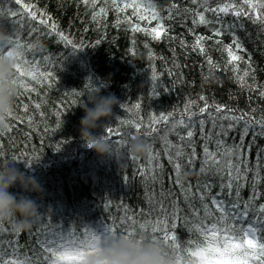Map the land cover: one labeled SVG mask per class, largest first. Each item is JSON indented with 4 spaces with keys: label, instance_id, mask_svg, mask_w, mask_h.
Segmentation results:
<instances>
[{
    "label": "trees",
    "instance_id": "obj_1",
    "mask_svg": "<svg viewBox=\"0 0 264 264\" xmlns=\"http://www.w3.org/2000/svg\"><path fill=\"white\" fill-rule=\"evenodd\" d=\"M131 2L117 0L121 5ZM138 2L152 3L162 18L167 31L160 39H153L145 31L131 30L133 23L145 29L154 27L157 21L151 20L149 13L144 10L140 13L147 14L148 20L133 16L131 8L117 13L111 0L107 3L97 0L95 8L85 5L83 0H22V3L31 6V11L37 12L36 21H32L28 12L15 0H0V11L5 13L0 17V23L18 28L23 41L35 45L32 51L22 49V53L30 60L39 61L40 69L51 71L54 77L43 85L33 83L35 91L15 97L13 113L24 117V121L10 119L13 130L0 135V152L3 153L0 155V166L13 163L21 172L34 176L43 188V196L34 192L23 193L19 185L9 191L36 200L42 212L49 206L52 208V212L35 221L31 231L19 233V251L29 257H33L38 249L37 237L30 233L40 230L42 221L50 222L53 228L75 227L82 231L87 226L102 230L105 223L111 224L114 220L119 223L126 210L129 215L136 214L141 223L148 213L151 214L150 219L163 218L173 209H178L182 218L192 221L193 209L203 216L199 199L201 192L209 197L218 196L226 203L234 202L235 188L231 196L227 188L221 195V183L228 180L226 165L229 161L236 162L241 153L218 156V164L209 161L205 166L206 172L199 171L203 146L207 144L210 150H215L217 139H223L229 147L243 142L244 163L240 167L242 171L247 169V182L240 187V202L243 205L249 200L253 192L252 182L259 173L256 191L260 195L249 209L248 219L261 215L258 207L264 204V135H260L259 126L254 125L246 136H242L243 121L236 124L219 117L247 113L255 120L264 118V96L260 94L264 92V25L253 23L243 15L236 17L231 12L225 15L211 11L205 13L209 23L194 24L193 20H198L196 12H204L201 6L204 0H200V4H194L192 0ZM224 2L239 5L240 0H207L206 6L215 8ZM100 7L107 10L106 14L93 19L94 12ZM244 8L248 10L247 5ZM10 9L17 11L18 15L8 17ZM39 13L46 15L39 17ZM47 17H51L49 24L55 23L57 30L76 45L75 49L60 41L55 33L49 34L50 28L39 23L40 18ZM126 17H131L132 23ZM33 28L38 31L30 32ZM216 30L222 34L214 35ZM198 36L205 37L201 41L202 53L199 48H193ZM234 37L239 38L244 51L236 52L241 60L230 63L227 47L232 45ZM245 71L249 75L244 77L242 86L238 77L243 76ZM153 73L157 77L155 81L152 80ZM153 87H156V93H153ZM99 89L101 96L115 95L121 105L113 109L110 118L98 122L101 126L94 135H104L106 126L121 128L122 120L142 122L144 127L136 136L147 144L151 143L154 151L160 153L155 162L163 165L162 170L157 169L161 173L158 182L138 173V169L153 167L148 164L149 154L134 160L128 148H120V154L115 150L112 157L102 158L84 146L79 131L84 112L80 107ZM201 96L209 104L224 106V113H215V109H210L213 116L205 113L203 117H193L195 134L192 142L197 155L192 166L187 164L185 157L180 158L183 171L187 172L181 175L180 182L185 186L191 184L194 193L191 200L186 201L169 178L173 168L162 138L167 137L171 141L173 147L167 151L173 155L177 148L191 153L189 141H180L175 134L165 131L167 126L163 123L155 125L159 132L149 137L147 126L153 116L161 114L173 113L179 119L189 101L195 102L190 110L198 112L197 106L202 107L205 102L200 100ZM25 103L28 105L26 112L23 109ZM136 104L140 105L139 109ZM229 110L232 112L229 113ZM200 119L205 120L203 128L199 124ZM230 123L235 127L228 129L226 136H218L221 126L227 129ZM123 130L131 129L124 127ZM176 131L186 134L184 128ZM206 136L210 139H204ZM197 184L201 186L199 191ZM205 184H210L211 189H205ZM206 202L210 205V199ZM105 204L110 206L105 208ZM2 225L5 230L0 233V244L5 251H11L14 245H10L9 241L16 239V233L12 230L11 220ZM176 231L181 242L194 238L192 233L180 226V222ZM39 239H44L43 235ZM185 246L181 244L182 248ZM167 249L176 261L177 253L172 248Z\"/></svg>",
    "mask_w": 264,
    "mask_h": 264
},
{
    "label": "snow or ice",
    "instance_id": "obj_2",
    "mask_svg": "<svg viewBox=\"0 0 264 264\" xmlns=\"http://www.w3.org/2000/svg\"><path fill=\"white\" fill-rule=\"evenodd\" d=\"M107 3V0H105ZM17 5L25 9L32 21L38 19V14L35 11H31V6L22 3V0H15ZM85 5H91L95 8L97 5V0H83ZM112 8L117 13H123L126 9H133V16H136L141 20H148L149 16L141 15V11L144 10L150 14L151 20H156L157 24L150 28H141L139 24H132V31H145L146 34L152 36L153 39H160L163 33H166L162 18L156 11L152 3L145 4L143 2H138V0H132L131 3H123L122 5L117 3V0H111ZM194 4H200V0H192ZM207 0H204V12H196L197 19L193 20V23L207 24L209 21L205 17V13L211 11L213 13H223L225 15L231 12L232 15L240 17L241 15L248 17L253 23H259L264 25V0H240L239 5L234 2H224L217 7L206 6ZM247 5V11L244 8ZM175 7V5H173ZM106 9L100 7L97 12H94L93 19H96L101 14H106ZM18 15L17 11L9 10L7 13L8 17H16ZM45 13H39V17H44ZM5 16L3 11H0V17ZM171 18V16H169ZM129 23H132L131 17H126ZM149 20V23H151ZM51 17L47 19L40 18L39 23L44 25L45 28H50L51 33H55L59 37L60 41L65 42L68 45H72L75 49L76 45L64 35L63 32L57 30V25L55 23L49 24ZM120 23L118 16L117 24ZM0 31L7 32L11 40L7 45L0 44V53L7 52L8 55L13 54V49L20 48L26 51H32L35 47L32 43L24 42L21 33L16 27H8L4 23H0ZM38 31V29L33 28L30 32ZM220 30H216L214 35H221ZM27 35V34H25ZM205 37L198 36L196 38L193 48H199L200 52L204 51L201 41ZM183 43V42H182ZM235 48V51H234ZM237 51H244L243 45L241 44L239 38L234 37L232 40V45L227 47L228 56L230 58L229 62L239 61L242 59L240 55H237ZM47 59V58H45ZM211 64V60L209 59ZM249 63V67H250ZM249 75L248 71L243 73V76L238 77L242 86L245 83L244 77ZM15 83L18 86L17 98L24 96L26 93H31L35 91L34 84L43 85L45 81H50L54 79L53 73L51 71H43L39 67V61L34 59H28L24 53H20L18 56V63L14 68ZM157 79L155 73L152 75V80ZM50 86V85H49ZM103 87V85H100ZM153 93H156V87L152 88ZM264 96V92L260 93ZM201 101H205L203 106H197L198 112H193L190 109L195 102L189 101L185 106L184 112L181 113L180 118L177 119L173 113L161 114L158 116H153L151 119V124L147 127L150 131L147 136L151 137L154 133L159 132V128L155 125L165 124L167 127L165 131L175 134L180 141L188 140L189 146L192 148L191 153H185L182 148H177L175 155L170 151H167L170 147H173L171 141L167 137H163L165 143V150L168 155L169 163L172 165L173 173L170 174L169 178L173 181L174 185L178 187L183 194L186 201H190L194 193L192 192V185L189 184L185 186L180 182V177L182 174H187L183 171L184 166L180 163V158L185 157L187 164L192 166L196 158L195 145L192 142V138L195 134L194 128L192 126L193 117L200 115L204 116L208 113L209 116H213L210 109H215V113L223 114L224 106L217 104L207 103L204 96L200 97ZM37 108L40 107L39 104L36 105ZM137 109L140 108L139 104H136ZM23 109L26 112L28 105L23 104ZM232 110H229L231 113ZM10 119L18 120L20 122L24 121V117L14 115L13 112L9 114ZM220 119H230L238 124L240 121L244 122V127L242 130V136H246L254 125H258L260 128V135H264V118L255 120L249 114L244 113L239 116L237 115H222ZM29 123L31 122V117L28 118ZM205 123L204 119L199 120L201 128H203ZM121 128H114L113 126H106L104 129V138L108 140L110 144L113 145L114 150L119 153L120 148H127V140L139 134L140 129L144 127L142 122L133 120H122L120 121ZM59 126V125H58ZM215 126V124H214ZM13 125H9L4 132H0L3 135L5 132H11L13 130ZM124 127H127L128 131H124ZM235 127V124L230 123L225 129L221 126V131L217 133L218 136H226L228 134V129ZM178 128H184L186 134H181L176 131ZM134 130V131H132ZM127 137V139H125ZM208 140L209 137H204ZM216 149L210 150L208 145L203 146V153L201 159V167L199 171L201 173L206 172V165L209 161L219 163L218 156L231 155L233 152L241 153L236 162L229 161L226 165V175L228 176L227 183H221V195L223 194V189H228V195H232V190L235 188L236 200L231 203H226L225 200L218 198V196L209 197L207 193L201 192L199 199L203 208V216L199 214V211L193 209L192 221L186 218H182L178 214V209H173L170 214H164L163 218L157 217L155 219H150V213L145 217L144 222H140L136 219V214L129 215L127 210L125 216L119 219V223L114 220L111 224H104L102 230H94L91 227L85 226L82 231L76 229L75 227L65 228H53L50 222L42 221L41 229L36 233H30L37 237L36 243L38 249L33 257H29L19 251V234L16 233V239L9 241L10 245H14L11 251H5L3 245L0 244V264H83V259L86 255L94 249L95 246L100 244L103 240L108 239L112 236H126L129 238L141 237L143 239H149L152 242H161L166 247L172 248L176 253L175 264H264V204L259 205L258 211L261 214L258 217H254L249 220V209L252 207L254 201L259 198L260 193L256 191V184L259 183V173L256 174L252 182L253 192L248 201H245L243 205L240 202V187L242 183L247 182V169L241 170L240 165L244 163L242 159L243 153V142L240 144L229 147L223 139H217L215 141ZM149 145V155L148 164L153 165L152 168L147 170L138 169V173L142 177H148L153 182H158L161 178V173L157 172V169L162 170L163 165L155 163L160 157V153L154 151L152 144ZM223 148V151L221 149ZM59 150V149H57ZM0 155H3L0 152ZM13 159H16L14 157ZM134 160L137 158H133ZM7 164L0 166V168L6 167ZM205 189L210 190L211 185H203ZM197 191L200 190L201 186L196 185ZM210 199V205L206 201ZM110 205L105 204L104 207L108 208ZM144 215V213H141ZM14 223V219L11 220ZM178 222L180 226L185 227L188 232L192 233L194 238L188 239L186 242H181L178 237L176 229L178 228ZM4 226L0 224V233L4 231ZM159 234V235H157ZM43 235L44 239H39ZM184 243L186 246L181 247Z\"/></svg>",
    "mask_w": 264,
    "mask_h": 264
},
{
    "label": "clouds",
    "instance_id": "obj_3",
    "mask_svg": "<svg viewBox=\"0 0 264 264\" xmlns=\"http://www.w3.org/2000/svg\"><path fill=\"white\" fill-rule=\"evenodd\" d=\"M10 35L0 31V44L7 45ZM13 54L0 53V132L10 125L9 114L13 112L14 100L18 86L14 82V68L22 49L15 48ZM88 105H91L89 107ZM115 95L101 96L100 89L91 95L80 108L84 116L80 120V139L84 146L93 150L99 157H112L113 145L104 135H94L101 125L99 121L107 120L113 109L120 106ZM128 153L132 158H141L149 154V145L138 136L126 141ZM19 185L23 193H37L43 196V188L34 176H28L13 166V163L0 168V224L14 218L12 230L15 233L31 231L34 223L41 216L52 212L49 208L42 212L41 205L27 195L13 194L9 190ZM83 264H175V257L169 253L161 242H152L141 237L112 236L94 247L83 259Z\"/></svg>",
    "mask_w": 264,
    "mask_h": 264
}]
</instances>
